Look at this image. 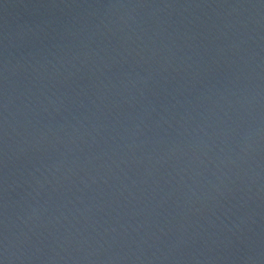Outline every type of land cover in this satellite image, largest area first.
<instances>
[{
  "label": "water",
  "instance_id": "obj_1",
  "mask_svg": "<svg viewBox=\"0 0 264 264\" xmlns=\"http://www.w3.org/2000/svg\"><path fill=\"white\" fill-rule=\"evenodd\" d=\"M0 8L185 11L264 17V0H0Z\"/></svg>",
  "mask_w": 264,
  "mask_h": 264
}]
</instances>
